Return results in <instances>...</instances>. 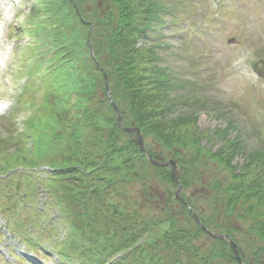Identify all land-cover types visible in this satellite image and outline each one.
<instances>
[{
	"label": "trees",
	"instance_id": "obj_1",
	"mask_svg": "<svg viewBox=\"0 0 264 264\" xmlns=\"http://www.w3.org/2000/svg\"><path fill=\"white\" fill-rule=\"evenodd\" d=\"M96 1L74 0L79 15L70 0H40L26 23L35 38L27 57L32 60L29 92L42 93L40 100L26 96L34 111L28 126L37 147L29 163L34 170L39 163L53 170L44 189L60 222L67 225L66 237L57 246L62 264H239L227 243L210 238L196 224L192 211L199 208L186 196L185 202L175 199L178 185L170 171L149 163L119 127L114 105L125 128L138 127L146 142L170 151L185 165L184 190L205 183L199 169L211 164L222 168L220 178L206 186L213 194L212 210L224 201L226 211L235 215L239 205V219L248 222L252 217L250 230L263 242L264 145L236 166L233 161L244 155L245 145L226 138L224 131L211 137L224 143L211 156L198 148L205 135L196 130L191 134L195 116L171 118L177 105L170 96L174 82L160 66L154 45L144 44L158 35L168 8L160 0H110L103 11L96 9ZM193 147L195 157L186 159L183 150ZM151 175L169 185L168 205H179L186 219H176L169 210L158 220L138 213L126 187L135 180L147 187ZM25 180L35 195L33 179ZM198 213L207 228L216 225L213 217ZM31 214L16 227L23 228L34 215L45 216L35 209ZM33 222L45 235L39 222ZM51 225L55 230L46 229L49 234L56 232ZM202 238L220 247L204 253ZM255 257V264H264V248Z\"/></svg>",
	"mask_w": 264,
	"mask_h": 264
},
{
	"label": "rangeland",
	"instance_id": "obj_2",
	"mask_svg": "<svg viewBox=\"0 0 264 264\" xmlns=\"http://www.w3.org/2000/svg\"><path fill=\"white\" fill-rule=\"evenodd\" d=\"M160 2L169 10L163 19L164 27L156 30L158 35L148 39L144 44L154 45L160 58V66L167 69L174 82L170 96L177 105L171 113V118L195 116L196 124L192 125L194 128L191 134L196 130L205 135L197 144H199L198 148L209 156L224 145L222 138L217 136L211 138L214 134H219V131L226 132L225 137L233 141L237 138L242 140L246 151L244 155L243 153L237 155L233 161L234 166L241 165L245 154L261 151L260 147L264 145L262 141L264 138V0H160ZM110 3V0H97L96 9L101 7L103 11H107V5ZM39 4L40 0H0V30L5 37L0 40V59L8 64L5 71L0 69V100H7L13 105L7 117H0V159L8 156L7 151L9 154L14 152L16 147L13 136L23 131V124L31 114L28 106L23 108L17 103V96L21 93L25 82L23 68L27 63L25 62L27 59L25 61L22 59V55L25 54L19 43H27L25 39H30L25 24L29 21L32 10ZM73 6L77 7L75 2ZM87 9H91L89 5ZM16 37L19 42L15 50L10 44ZM30 55L27 53L26 58ZM28 96L40 100L42 93L36 90L29 92ZM27 99L25 103L29 100ZM13 110L15 114H12ZM33 113L34 111L32 117ZM11 114L14 115L13 120ZM132 137L135 139L136 135ZM143 140L146 145L148 143L147 148L156 155L163 156L165 162L174 160L170 151L164 150L152 141L146 142L144 137ZM189 140L193 145V138L190 137ZM183 151L186 159L195 157L194 147ZM176 162L178 166H185L180 164L181 161ZM210 166L203 170L199 169L203 172L204 184L196 185L195 182L190 189L180 190V195L184 201L186 196L187 201L194 203L200 210L198 212L205 217L211 216L215 219L216 225H210V231L214 233L228 229L234 231L242 262L255 264V253L264 248V242L250 230L252 217L248 218V222L239 219L238 215L242 214L239 205L237 208L240 210L234 215L226 211L224 201L216 202L214 208L216 207L217 215L214 213L213 194L206 186L215 178H220L222 168H218L215 164ZM198 176L199 174H196V178ZM5 180H1L0 183L1 226L8 222L1 212L6 217L12 216L13 224L15 223L13 218L20 223V219L4 210L6 206L15 202L16 197H19V191L4 188L5 185H9L4 182ZM10 180L13 181V177ZM24 180V176H17L12 186L23 190ZM133 182L126 187V190L129 199L133 201L142 216L158 220L162 216L167 217L170 211L176 219H186L179 205L176 203L168 205L169 193L166 192L169 185L163 186L159 179L154 180L153 176L148 177L147 187L142 186L137 180ZM4 189L8 192V197L11 196L10 200H3ZM14 208L17 210L18 206ZM52 211L53 207L48 208L47 216ZM25 212L28 215L30 209ZM198 212L196 215L199 217ZM53 214L54 212L51 213L52 217ZM5 231L4 227L2 229L0 227V233ZM16 232L22 238L25 230L16 228ZM52 234L55 235V232ZM49 238L47 232L46 237H40L34 242L33 249H28L23 241V239L28 241V238L16 237V240L10 243L12 248L8 251L12 257L8 254L9 258L6 256L5 246L0 243V264H59L60 261L54 260L58 247L55 246L53 250ZM201 241L204 253H211L212 248L220 247L214 246V242L209 238H202ZM24 257L26 259H23Z\"/></svg>",
	"mask_w": 264,
	"mask_h": 264
},
{
	"label": "water",
	"instance_id": "obj_3",
	"mask_svg": "<svg viewBox=\"0 0 264 264\" xmlns=\"http://www.w3.org/2000/svg\"><path fill=\"white\" fill-rule=\"evenodd\" d=\"M72 1L73 0H71V2ZM77 13L79 14L78 10H77ZM105 82H106V86H107V89H108V92H109V96H111L110 89H109V86H108L107 77H105ZM114 108H115V111H116L117 116H118V124L122 128V119H121L120 112H119V110H118V108L116 106ZM124 130L126 132L130 133L131 135H134V134L136 135V138H135L134 142L140 147V149H141V151L143 153L147 154V152L145 150V143H144V140H143V136L141 135L140 129H138V128H134V129L128 128V129H124ZM149 160L155 166H165V167L171 168L172 169L171 176H172V179H173V181L175 183H179L180 184V178L182 176H184V174L186 173V169H184V168L183 169H179L177 162H175L173 160H171L169 162H165V160L161 156H157L155 159H153L150 155H149ZM195 219H196V222L201 226V228L204 231H207V229L202 225V223L200 222V219L197 216H195ZM207 232L209 233L210 236H212V237H214L216 239H219V240H222V241L229 240V243L231 245V248H232V251H233V253L235 255L236 260L240 264H243V262H242V260L240 258L238 245L231 239L230 236H228V235H218V234L211 233L209 231H207Z\"/></svg>",
	"mask_w": 264,
	"mask_h": 264
},
{
	"label": "snow or ice",
	"instance_id": "obj_4",
	"mask_svg": "<svg viewBox=\"0 0 264 264\" xmlns=\"http://www.w3.org/2000/svg\"><path fill=\"white\" fill-rule=\"evenodd\" d=\"M4 110V106H0V111H3Z\"/></svg>",
	"mask_w": 264,
	"mask_h": 264
}]
</instances>
